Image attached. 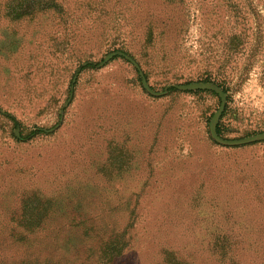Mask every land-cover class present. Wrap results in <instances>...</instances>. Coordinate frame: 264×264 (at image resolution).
Returning a JSON list of instances; mask_svg holds the SVG:
<instances>
[{
  "label": "rangeland",
  "instance_id": "obj_1",
  "mask_svg": "<svg viewBox=\"0 0 264 264\" xmlns=\"http://www.w3.org/2000/svg\"><path fill=\"white\" fill-rule=\"evenodd\" d=\"M61 1L0 17V264H264V0Z\"/></svg>",
  "mask_w": 264,
  "mask_h": 264
},
{
  "label": "trees",
  "instance_id": "obj_2",
  "mask_svg": "<svg viewBox=\"0 0 264 264\" xmlns=\"http://www.w3.org/2000/svg\"><path fill=\"white\" fill-rule=\"evenodd\" d=\"M62 5L63 4L61 0H0V17H3L1 16V14H3L8 20L12 22H21L23 20H31L34 18L36 14L39 13L53 12V13L62 14L64 12L63 11L64 7ZM117 57L123 58L130 62V59L127 58L123 53L109 54V56H107V58H105L104 61H109L110 59H114ZM82 63H84V65L82 66V70L89 68L94 69L95 65L98 64L97 62H91L89 60H86ZM82 63L80 65H82ZM187 86H190L189 88L190 90L204 89L203 82L202 83L198 82V83L186 85L184 86V88H181V90H185ZM194 93H196V91ZM217 119H214L210 123V133L216 140H219L221 131H220V125L217 124ZM46 133L50 135L52 134V130H46L41 127H37L30 131L28 136H26V139L28 138L30 139L31 137L38 135H44ZM256 137L257 136H253L252 138L249 139L247 138V141L257 142L258 139L260 138H256ZM17 141H19V139H17ZM247 141L244 140L242 143L245 144ZM121 250L122 249L112 247L108 251L109 253L108 252L106 253L107 258L101 264H113L116 258L120 256Z\"/></svg>",
  "mask_w": 264,
  "mask_h": 264
}]
</instances>
